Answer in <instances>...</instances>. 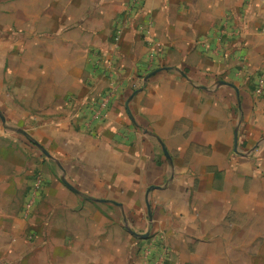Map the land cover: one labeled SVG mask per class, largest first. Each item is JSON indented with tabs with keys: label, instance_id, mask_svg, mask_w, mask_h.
Instances as JSON below:
<instances>
[{
	"label": "crops",
	"instance_id": "0c3cea01",
	"mask_svg": "<svg viewBox=\"0 0 264 264\" xmlns=\"http://www.w3.org/2000/svg\"><path fill=\"white\" fill-rule=\"evenodd\" d=\"M19 2L8 39L46 82L32 84L33 96L52 102L63 121V106L85 97L99 74L125 87L128 66L160 59L126 101L131 128L109 109L87 131L57 141L53 153L65 164L54 160L72 170L64 177L78 193L41 164L42 192L27 208L32 167L0 159V264H147L139 249L157 238L171 250L169 264H235L237 213L249 218L239 227L249 235L252 187L263 182L264 147L251 172L236 159L234 140L237 104L245 123L257 121L245 124L248 136L264 132V92H249L264 74V0ZM83 71L92 79L86 88L74 79Z\"/></svg>",
	"mask_w": 264,
	"mask_h": 264
},
{
	"label": "rangeland",
	"instance_id": "374dc122",
	"mask_svg": "<svg viewBox=\"0 0 264 264\" xmlns=\"http://www.w3.org/2000/svg\"><path fill=\"white\" fill-rule=\"evenodd\" d=\"M19 1L0 0V114L3 117L2 119L0 116V159L4 160L5 156L13 155L18 157V160H16L22 165L28 162L29 169L32 167L34 173L31 186L33 187L32 192L39 178L42 180L40 193L42 192L44 179L38 167L41 164H48L52 168L53 174L59 184L63 186L61 177H67L65 172H72V170L65 168L63 172L57 166L56 161L60 162L61 165L65 164V157L59 159L56 153H53V149L59 146L57 141L63 138L68 131L79 129L87 131L93 123L101 120L100 118H94L92 112L100 99H107L109 101L108 110L115 109L116 112H120L124 117L126 128H131L132 123L125 109L126 101L131 98V95L132 97L135 96V91L144 88V77L148 75V71L152 67L158 66V64L153 65V63L154 61L157 62L160 58L148 56L144 62H140L141 67L128 66V81L125 87L117 84L115 75L109 74L105 77L103 74H99L100 76L96 79L97 81H94V85L88 90L85 89L87 93L85 97L82 95L81 99H74V102L68 101L67 105L63 106L68 111V115H65V119L66 117L67 119L63 121L59 119L61 114L55 111V107L51 105L52 102L48 103V101H45L42 103L41 98L33 96L35 90L32 84L37 85L38 81L42 79V74L30 73L24 63L23 50L20 45L8 39L9 11H11V7L14 5L19 7ZM110 43L114 44L115 42L112 40ZM96 61L97 63H103L104 69L110 66V60L104 57H98ZM96 69H93V71ZM58 75H60V80L56 82L62 83L65 75L62 73ZM133 76H136L135 80L132 79ZM74 79L83 88H86L88 85L90 86V82L92 81L91 78L89 79V74L87 72L84 73V71L74 76ZM44 83L46 82H41L40 85ZM249 92H251L252 96L254 93L256 96L262 97V95H257L253 92L252 87L249 88ZM116 96L119 98L116 102L117 104L112 105L111 101ZM132 100L130 103H132ZM129 107L136 114L140 108L135 104L129 105ZM243 116L237 104V149L235 157L238 161L242 162L240 165H250L252 166L251 172H256L260 170L258 154L259 150L264 147V132L260 134L252 130V137H249L245 124L248 123V126L250 124L255 126L257 121L252 120L245 123ZM140 122V127L147 130L146 122L142 120ZM19 130L25 131L30 139L35 140L41 145L56 161L42 154L38 147L30 139L23 136ZM249 138L253 139L249 141ZM259 176V179H262L261 181L263 182H260L256 188L255 185L252 187V216L250 217L251 229L249 235L247 231L245 233L244 231L241 232V228H239L244 225V222L245 227H247L249 218L237 213L238 216L235 219L237 225L235 232L236 246L234 249L235 264H264V169L260 170ZM68 177L70 181L74 179L73 174H70ZM247 179L251 180L253 178L247 176ZM245 187H247V181ZM242 190H244V187H242ZM31 212H34V210ZM154 240V242L140 247L139 251L141 252L143 262L147 264H169L168 256L171 250L161 247L162 241L160 239ZM150 255H152L151 260L149 259Z\"/></svg>",
	"mask_w": 264,
	"mask_h": 264
},
{
	"label": "built area",
	"instance_id": "2783aa9c",
	"mask_svg": "<svg viewBox=\"0 0 264 264\" xmlns=\"http://www.w3.org/2000/svg\"><path fill=\"white\" fill-rule=\"evenodd\" d=\"M262 32L264 33V26H263ZM118 35H119V33L115 36V41L116 42L119 39ZM254 92L257 95L263 94V92H264V74L260 75L258 77L256 86L254 88ZM108 105H109V101L107 99H105V98L100 99L96 103V106L92 110L94 118H100L101 120L105 119L106 116H107V113H108ZM41 184H42V180H40L38 178L37 182H36V187L33 190L34 193H33L32 197H31V199L27 203V208H31L33 203H35V201H36V199H37V197L39 195Z\"/></svg>",
	"mask_w": 264,
	"mask_h": 264
},
{
	"label": "water",
	"instance_id": "95a60500",
	"mask_svg": "<svg viewBox=\"0 0 264 264\" xmlns=\"http://www.w3.org/2000/svg\"><path fill=\"white\" fill-rule=\"evenodd\" d=\"M156 72H157V71H154V72L150 73V74L145 78V80H147L150 76L154 75ZM126 109L128 110V102L126 103ZM0 116H1V114H0ZM1 118L3 119L2 116H1ZM19 132H20L23 136H25L26 138L30 139L29 136L27 135V133H26L25 131H23V130H19ZM30 141H31L35 146H37L38 149L42 152V154H44L47 158H50L51 160H54V158H52V157L50 156V154H49L46 150H44L43 147H42L41 145H39L35 140L30 139ZM160 144H161V147H162V150H163L165 156H166V157L168 158V160H169L168 154H167V152H166L164 146L162 145L161 142H160ZM234 148H235V151H236V149H237V131L235 132ZM54 161H55V160H54ZM57 165L60 166L59 163H57ZM61 181L63 182V184H64L67 188H69L70 190H72V191L75 192V193H78V191H77L72 185H70V184L66 181V179H65L64 176H62ZM93 200L96 201V202H100V203H113V204H114V202L107 201V200H104V199H93ZM131 233H132L134 236L142 237V238H146V235L141 236V235H137V234H135V233H133V232H131Z\"/></svg>",
	"mask_w": 264,
	"mask_h": 264
}]
</instances>
